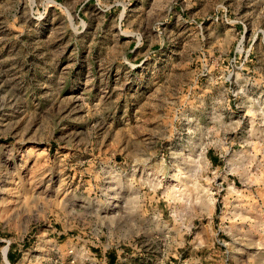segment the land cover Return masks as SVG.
Returning <instances> with one entry per match:
<instances>
[{"label": "rangeland", "instance_id": "1", "mask_svg": "<svg viewBox=\"0 0 264 264\" xmlns=\"http://www.w3.org/2000/svg\"><path fill=\"white\" fill-rule=\"evenodd\" d=\"M0 264H264V0H0Z\"/></svg>", "mask_w": 264, "mask_h": 264}]
</instances>
